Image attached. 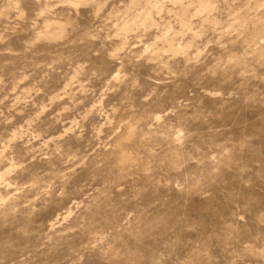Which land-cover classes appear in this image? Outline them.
<instances>
[{
  "label": "clouds",
  "instance_id": "obj_1",
  "mask_svg": "<svg viewBox=\"0 0 264 264\" xmlns=\"http://www.w3.org/2000/svg\"><path fill=\"white\" fill-rule=\"evenodd\" d=\"M0 264H264V0H0Z\"/></svg>",
  "mask_w": 264,
  "mask_h": 264
}]
</instances>
